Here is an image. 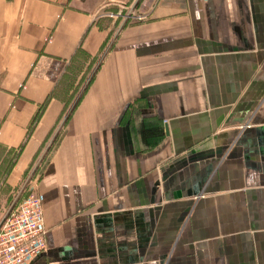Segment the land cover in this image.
I'll list each match as a JSON object with an SVG mask.
<instances>
[{"label":"crops","instance_id":"0c3cea01","mask_svg":"<svg viewBox=\"0 0 264 264\" xmlns=\"http://www.w3.org/2000/svg\"><path fill=\"white\" fill-rule=\"evenodd\" d=\"M103 4L0 0V161L11 186L37 171L47 231L30 264H264V0Z\"/></svg>","mask_w":264,"mask_h":264},{"label":"built area","instance_id":"2783aa9c","mask_svg":"<svg viewBox=\"0 0 264 264\" xmlns=\"http://www.w3.org/2000/svg\"><path fill=\"white\" fill-rule=\"evenodd\" d=\"M103 1L102 8L109 7L111 0ZM118 6L122 13L125 6ZM105 10L102 15H117L114 11ZM43 212L42 199L33 191L32 195L19 202L16 210L6 214L0 223V264H30L34 257L46 251L47 231Z\"/></svg>","mask_w":264,"mask_h":264},{"label":"rangeland","instance_id":"374dc122","mask_svg":"<svg viewBox=\"0 0 264 264\" xmlns=\"http://www.w3.org/2000/svg\"><path fill=\"white\" fill-rule=\"evenodd\" d=\"M113 11L118 13V10L114 9ZM122 13L126 14V10L123 9ZM75 74L77 76L78 73L76 72ZM15 156V154H12V156L8 157L7 161H0V223L8 212L16 210L19 202L32 195L33 191L35 190V178L37 171L33 173L27 172L26 175H24L22 181L14 186H11L7 182V171L11 160Z\"/></svg>","mask_w":264,"mask_h":264},{"label":"trees","instance_id":"16d2710c","mask_svg":"<svg viewBox=\"0 0 264 264\" xmlns=\"http://www.w3.org/2000/svg\"><path fill=\"white\" fill-rule=\"evenodd\" d=\"M40 112H38V115L36 116V118L34 119V122L37 120V117H39Z\"/></svg>","mask_w":264,"mask_h":264}]
</instances>
